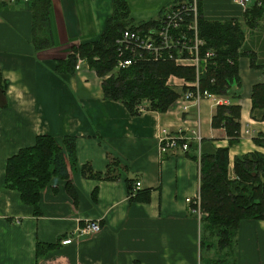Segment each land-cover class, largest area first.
Segmentation results:
<instances>
[{"label": "crops", "instance_id": "0c3cea01", "mask_svg": "<svg viewBox=\"0 0 264 264\" xmlns=\"http://www.w3.org/2000/svg\"><path fill=\"white\" fill-rule=\"evenodd\" d=\"M47 2L51 43L43 48L33 42L47 34L41 27L33 31L37 0L23 7L0 3V76L6 85L0 88V264H202V259L217 257L224 264H264V220L241 221L222 250L201 247V237L207 243L213 239L203 234L204 212L198 215L194 203L198 161L180 149L166 154L157 149L164 129L191 143L199 136L226 147L223 128L211 127L218 104L205 98L197 105L189 102L187 110L175 104L165 112L143 109L133 115L120 102L104 99L102 78L86 63L78 70L74 65L72 73L57 69L56 62L70 50L56 51L55 46L97 39L112 13V0ZM198 5L207 20L243 17L231 0H198ZM245 34L247 46L261 57L264 0L257 27ZM238 77L240 96L220 97L222 104L240 106V130L250 134L229 147V176L235 156L264 154V147L253 141L264 135V122L250 117L251 88L264 83V73L241 56ZM167 84L180 91L184 80L170 76ZM39 134L75 136L77 163L70 170L74 194L66 192L63 181L52 179L42 194V213L35 215L16 190L4 186V174L7 159L33 145ZM113 160L119 163L117 179H94L81 172L89 164L103 175ZM125 179L131 180L132 200ZM92 220L98 222V232L61 244V238Z\"/></svg>", "mask_w": 264, "mask_h": 264}, {"label": "trees", "instance_id": "16d2710c", "mask_svg": "<svg viewBox=\"0 0 264 264\" xmlns=\"http://www.w3.org/2000/svg\"><path fill=\"white\" fill-rule=\"evenodd\" d=\"M181 2L184 0L176 4ZM47 3V0H37L32 12L33 31L41 27L47 33L33 39L37 48L47 47L51 43L46 17ZM127 7L126 0H112V13L107 17L102 33L95 40L73 46L65 59L56 62L57 69L72 73L77 56H80L102 78L104 99L120 102L133 115L143 109L165 112L174 107L176 100L186 90L193 89L184 85L180 91L176 90L167 84L169 76L191 82L195 79V69L178 65L170 58L140 59L128 67L116 68V38L124 29L145 28L154 21L151 18L138 25L130 23ZM187 11L182 12V20L185 22L193 19L191 10ZM262 14L263 0L253 3L243 12L241 19L207 20L201 15L198 5L197 32L202 40L198 54L203 58L207 50L213 53L200 66V90L222 97H239L238 59L241 56H247L250 66L264 73V53L258 57L257 52L245 43V30L255 29ZM5 86L0 76V88L5 89ZM250 99V117L264 122V83L252 86ZM239 118L238 104H218L211 117V127L223 128L228 145L215 147L211 143L212 139L200 138L199 143L189 142L185 151L199 164V209L204 212L201 218L202 232L205 237L213 239L207 243L201 237L200 244L201 247L203 244L213 247L216 251L230 244L241 221L264 220V154L253 151L235 156L233 175L229 176L228 150L239 141ZM253 141L264 147L262 134L254 137ZM76 163L75 136L56 138L51 134H39L33 145L20 148L7 159L4 186L16 190L21 201L30 205L33 213L38 215L42 213L43 191L52 179L63 181L66 192L74 194L70 170ZM117 165V160L110 161L103 175L94 172L89 164L83 165L81 172L85 177L94 179H117ZM130 181L125 179L132 200L136 196H132ZM207 264L224 263L223 259L216 258L207 261Z\"/></svg>", "mask_w": 264, "mask_h": 264}, {"label": "built area", "instance_id": "2783aa9c", "mask_svg": "<svg viewBox=\"0 0 264 264\" xmlns=\"http://www.w3.org/2000/svg\"><path fill=\"white\" fill-rule=\"evenodd\" d=\"M33 0H0V3L7 6H28ZM238 5L241 12H245L251 4L257 0H231ZM260 4V2H258ZM191 10L193 19L182 20V12ZM188 12V11H187ZM197 14L198 0H189L176 4L166 9L162 14L155 16L152 24L145 28L124 29L119 37L115 40L116 51V68H125L140 59L159 60L164 58L172 59L176 64L181 66H191L195 69V79L191 82L184 80V85L193 87L186 90L182 96L176 100V105L182 110H187L189 102L198 104L202 99L212 98L215 104L223 103L224 98L208 92L200 90L198 85V74L200 66L207 58L212 56V51L207 50L203 58L198 54L199 45L202 40L198 37L197 32ZM85 61L77 56L75 69L78 70ZM170 77V76H169ZM176 77V76H175ZM264 133V132H263ZM250 134L248 129L239 131V137ZM264 136V135H263ZM196 143H199L200 137H195ZM158 152L166 154L181 150L185 152L188 149L189 140L182 136L172 134L164 129L158 137ZM199 152V144L197 145ZM135 186L139 187L140 183L135 182ZM187 201L190 198H186ZM197 206L198 215H201L199 209V195L194 200ZM100 229L97 221H89L83 227L79 228L73 234L61 238V244H69L75 241L81 235H92Z\"/></svg>", "mask_w": 264, "mask_h": 264}, {"label": "rangeland", "instance_id": "374dc122", "mask_svg": "<svg viewBox=\"0 0 264 264\" xmlns=\"http://www.w3.org/2000/svg\"><path fill=\"white\" fill-rule=\"evenodd\" d=\"M179 1L180 0H126L128 5L127 9L129 13V22L134 25H138L139 22H143L155 16L160 15L162 12H164L166 8L170 7L173 4L178 3ZM55 47H56V51L65 50V49L66 50L69 49L70 51L72 50V46L67 44L63 46H55ZM202 264H204L203 259H202Z\"/></svg>", "mask_w": 264, "mask_h": 264}]
</instances>
